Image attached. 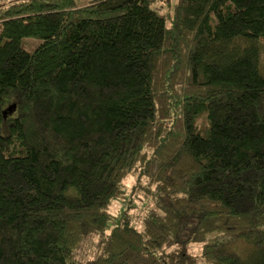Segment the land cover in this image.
I'll return each mask as SVG.
<instances>
[{
    "label": "trees",
    "instance_id": "16d2710c",
    "mask_svg": "<svg viewBox=\"0 0 264 264\" xmlns=\"http://www.w3.org/2000/svg\"><path fill=\"white\" fill-rule=\"evenodd\" d=\"M0 264H264V0H0Z\"/></svg>",
    "mask_w": 264,
    "mask_h": 264
},
{
    "label": "rangeland",
    "instance_id": "374dc122",
    "mask_svg": "<svg viewBox=\"0 0 264 264\" xmlns=\"http://www.w3.org/2000/svg\"><path fill=\"white\" fill-rule=\"evenodd\" d=\"M89 0H76L77 4L78 5H84L88 2ZM163 9V8H162ZM165 10V9H163ZM41 42L40 39H27L24 41V46L26 49L28 50H33L39 43ZM13 109H10V111L7 113V114H12L13 113ZM134 182V179L133 178H129L127 180V184H132ZM142 206V204L138 207H136L135 209H132V210H129L131 213L133 212H137V209H139L140 207ZM120 208V205L117 204L115 206V211H117L118 209ZM95 241H96V238H94V234H92V236H90V239H87V241L84 242V245L82 247L83 251L86 253L84 254L85 258H87V256H89L93 250H94V247H95Z\"/></svg>",
    "mask_w": 264,
    "mask_h": 264
}]
</instances>
